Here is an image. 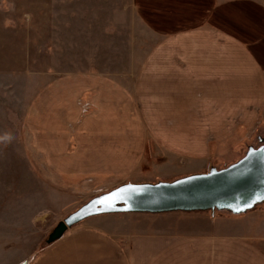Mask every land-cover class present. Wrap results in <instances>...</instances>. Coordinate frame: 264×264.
I'll return each mask as SVG.
<instances>
[{
  "label": "crops",
  "instance_id": "0c3cea01",
  "mask_svg": "<svg viewBox=\"0 0 264 264\" xmlns=\"http://www.w3.org/2000/svg\"><path fill=\"white\" fill-rule=\"evenodd\" d=\"M133 4L160 42L134 77L131 94L121 90L120 83L86 74L57 79L36 99H48L47 105L42 101V119L54 114L47 111L52 100H72L73 120L81 114L76 101L84 96L92 103L112 99L110 109L114 99H136L139 104L164 99L158 101L164 103V119L156 108L152 124L141 120L140 107L132 115L104 109L102 118V106L96 118L87 117L75 130L62 133L60 126L54 136L61 134L64 143L50 145L56 162L50 161L74 184L85 178L103 182L109 174L122 182L137 168L135 158L140 166L142 143L145 150L156 144L159 150L164 147L172 155H188L206 165L208 142L230 137L264 107L262 0ZM109 87H114L110 98ZM50 110L57 114L60 109ZM71 138L76 146L70 147ZM41 254L39 264H264V209L232 216L211 211L97 215L70 228Z\"/></svg>",
  "mask_w": 264,
  "mask_h": 264
},
{
  "label": "rangeland",
  "instance_id": "374dc122",
  "mask_svg": "<svg viewBox=\"0 0 264 264\" xmlns=\"http://www.w3.org/2000/svg\"><path fill=\"white\" fill-rule=\"evenodd\" d=\"M139 16L133 0H0V137L12 138L0 142V264H39L41 253L53 245L47 239L60 221L121 183L172 180L207 171L212 165L225 167L241 158L248 145H259L258 136H264V107L252 123L239 124L230 137L210 140L206 165L188 155H172L164 147L159 150L156 144L145 150L142 143L140 166L135 158L137 168L120 183L110 174L103 182L85 178L74 184L62 178L53 166L56 153L49 151L54 142L62 145V135L54 136L60 126L62 133L75 130L87 117L96 118L102 106V118L104 109L109 114L132 115L140 107L141 120L151 124L157 108L163 122L164 103L158 101L164 99H152L154 103L143 99L140 104L136 99H114L110 109L112 99L92 103L84 96L76 101L81 108L78 120L71 119L72 100H52L47 111L54 114L42 119V101L48 99H36L53 81L86 74L120 83V89L131 94L134 77L160 42ZM112 91L114 87H109V98ZM52 108L60 110L56 114ZM171 115L176 119L173 110ZM230 139L234 142L220 145ZM72 144L76 146L73 139ZM256 208L264 209V204Z\"/></svg>",
  "mask_w": 264,
  "mask_h": 264
},
{
  "label": "water",
  "instance_id": "95a60500",
  "mask_svg": "<svg viewBox=\"0 0 264 264\" xmlns=\"http://www.w3.org/2000/svg\"><path fill=\"white\" fill-rule=\"evenodd\" d=\"M258 140L259 146L248 145L241 158L225 167L212 165L207 171L172 180L124 182L102 192L60 221L47 243L61 239L87 218L102 214L177 211L245 214L264 204V199H258L264 197V136H258Z\"/></svg>",
  "mask_w": 264,
  "mask_h": 264
},
{
  "label": "clouds",
  "instance_id": "9594fccd",
  "mask_svg": "<svg viewBox=\"0 0 264 264\" xmlns=\"http://www.w3.org/2000/svg\"><path fill=\"white\" fill-rule=\"evenodd\" d=\"M11 136L0 137V142H11Z\"/></svg>",
  "mask_w": 264,
  "mask_h": 264
},
{
  "label": "trees",
  "instance_id": "16d2710c",
  "mask_svg": "<svg viewBox=\"0 0 264 264\" xmlns=\"http://www.w3.org/2000/svg\"><path fill=\"white\" fill-rule=\"evenodd\" d=\"M236 135H238L237 133H236ZM234 142V140L233 139H230V140H228L227 142H225L224 144H220V145H222V146H226L227 144H229V143H233ZM238 160V159H237ZM236 160V161H237Z\"/></svg>",
  "mask_w": 264,
  "mask_h": 264
},
{
  "label": "snow or ice",
  "instance_id": "6c2138e0",
  "mask_svg": "<svg viewBox=\"0 0 264 264\" xmlns=\"http://www.w3.org/2000/svg\"><path fill=\"white\" fill-rule=\"evenodd\" d=\"M258 199H264V197H258ZM99 203H104V201H99ZM250 206V205H248Z\"/></svg>",
  "mask_w": 264,
  "mask_h": 264
},
{
  "label": "flooded vegetation",
  "instance_id": "af4514ba",
  "mask_svg": "<svg viewBox=\"0 0 264 264\" xmlns=\"http://www.w3.org/2000/svg\"><path fill=\"white\" fill-rule=\"evenodd\" d=\"M259 145H260V141H259ZM259 145H258V146H259Z\"/></svg>",
  "mask_w": 264,
  "mask_h": 264
},
{
  "label": "bare ground",
  "instance_id": "6f19581e",
  "mask_svg": "<svg viewBox=\"0 0 264 264\" xmlns=\"http://www.w3.org/2000/svg\"><path fill=\"white\" fill-rule=\"evenodd\" d=\"M66 234V233H65Z\"/></svg>",
  "mask_w": 264,
  "mask_h": 264
}]
</instances>
